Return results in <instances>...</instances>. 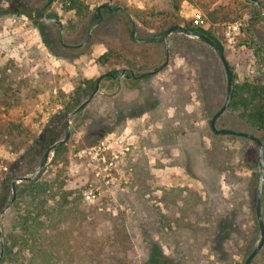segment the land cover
Listing matches in <instances>:
<instances>
[{"label":"rangeland","instance_id":"1","mask_svg":"<svg viewBox=\"0 0 264 264\" xmlns=\"http://www.w3.org/2000/svg\"><path fill=\"white\" fill-rule=\"evenodd\" d=\"M85 1L89 10L79 14L66 10L62 0H0V118L21 121L38 134L50 125L55 143L66 135L67 115L91 97L103 77L90 102L71 117L65 147L57 155L52 151L41 171L39 180L51 182L41 196L55 207L67 190L74 192L69 200L82 196L115 214L122 211L137 246L136 264H244L261 237L257 215L250 213L261 164L255 141L211 128L227 94L219 55L197 38L171 33L167 56L165 41L154 39L166 29L162 16L148 17V26L137 17L149 0ZM105 3L119 10L110 14L104 7L95 18ZM38 8L62 21L64 44L59 24L37 15ZM210 11L212 15L185 0L175 20L213 32L225 47L235 82L264 73V62L256 61L247 43L249 29L264 43V0H219ZM233 23L240 28L228 36ZM107 50L113 54L105 62L100 57ZM166 60L163 69L141 79L106 75L124 67L137 74L156 70ZM198 75L206 78L202 99ZM89 84L93 87L86 90ZM80 86L81 94L67 108ZM221 117L219 128L255 133L264 145V131L247 124L239 111H225ZM114 134L132 142L133 153L117 162L115 178L107 182L96 174L104 163L102 150L94 147ZM111 145L118 148L112 139ZM21 153L0 144V199L10 201L13 179L30 176L41 165L30 154L19 159ZM103 153L111 155L110 150ZM251 181L254 199L248 191ZM23 182L17 185L21 188ZM92 189L97 196L88 200L84 193ZM24 191L26 200L19 202L17 194L1 217L3 241L20 230L32 193ZM18 258L7 259L4 246L0 264H26V257ZM251 264H264V247Z\"/></svg>","mask_w":264,"mask_h":264},{"label":"trees","instance_id":"2","mask_svg":"<svg viewBox=\"0 0 264 264\" xmlns=\"http://www.w3.org/2000/svg\"><path fill=\"white\" fill-rule=\"evenodd\" d=\"M184 1L149 0L148 8L143 14L138 13L137 17L141 18L142 22L148 26V17L158 18L159 15L162 16L161 26L166 29L161 33L162 36L154 38L156 42H159L164 40L163 34L169 27L173 25L181 26V23L175 19L178 17ZM188 1L203 12L212 15L213 13L210 10L219 0ZM62 2L66 10H75L79 14H85L89 10V4L85 0H62ZM105 4L110 5L109 3ZM257 6L260 7L261 5L257 3ZM260 8L263 7L261 6ZM16 12L22 13V11ZM110 14H113V12ZM184 26L207 34L226 55L225 47L210 29L195 24H186ZM41 32L43 33L42 28ZM181 35L189 39L197 38L200 42L208 44L202 38L190 36L186 33H181ZM43 41L49 47L45 36ZM247 43L249 48L253 50L256 61L259 64L263 63L264 43L260 42L250 29ZM85 44L87 42L82 43L77 48ZM112 54V50H107L101 55L100 59L107 62ZM79 55L77 53L73 58H77ZM230 67L233 86L231 101L226 111H239L240 117L247 124L256 130L264 131V73L249 75L243 82L239 83L235 82L236 74L231 64ZM118 71L114 70L112 73L117 74ZM198 73L202 74L200 70H198ZM196 79L197 83L200 84V87L197 88V93L199 98L202 99L205 97L201 91L202 89L205 91L206 78L198 75ZM84 82H89V80H84ZM82 90L81 86L75 90L70 96L71 99L66 105L67 108L77 99ZM219 118L222 117L220 116ZM55 133V129L51 128L50 125L38 134L29 125L21 121L0 118V144L10 146L16 152H22L19 154V159L21 160L26 157V154H30L34 161L36 160L41 164L45 151L54 144L53 137ZM64 147L65 145L56 146L53 149L55 155ZM49 184L51 182L40 181L38 176L32 181L23 182V188L17 185L19 202L20 200H26L25 189L29 188L32 193L29 194L30 198L29 201L27 200V207L21 216L19 232L17 234H9L7 240H4V246L7 249V259H18L19 261L20 258L18 257H21L22 260L26 257V264H136L137 246L128 228L125 214L122 211L115 214L106 207L102 208L98 205H92L84 200L82 196L69 200V196L74 192L67 190L62 192V200L58 202L57 206H51L49 199L41 196L42 193L49 190ZM248 188L250 198L254 199L255 184L253 181L248 183ZM7 199L6 196L0 199V210L9 202ZM261 207L264 208V185ZM250 213L256 214V204L251 205ZM262 214L264 216L263 212ZM254 219H256L255 216ZM10 239H12L11 242ZM14 248H17L16 252ZM24 252L28 253V257L25 256Z\"/></svg>","mask_w":264,"mask_h":264},{"label":"water","instance_id":"3","mask_svg":"<svg viewBox=\"0 0 264 264\" xmlns=\"http://www.w3.org/2000/svg\"><path fill=\"white\" fill-rule=\"evenodd\" d=\"M53 1V0H51ZM104 6H107V10L109 12H115L119 10V7L113 8L112 6L106 5V4H100L97 8V14H95V18H98L99 16H102V8ZM37 15H41L43 14V10L38 8L37 9ZM43 19L46 21H52V22H56L59 24V30H60V34H61V42L64 44L63 41V32H64V26L62 24V21L60 19H58L57 17H48L45 14H43ZM98 27V23H96L90 30L89 32V39L87 40L90 41V39L92 38L93 35V31L95 28ZM173 32H180V33H186L190 36H195V37H199L204 39L211 47L214 48V50L217 52V54L219 55L224 68L226 70V74H227V94H226V100L224 102V104L221 106V108L213 115L212 119H211V128L213 129V131L217 134H230V135H237V136H242V137H246L248 139H251L253 141H255L258 145V150H259V156H260V162H261V173H260V178H259V189H258V194H257V200H256V215H257V220H258V224H259V228H260V233H261V237H260V241L258 243V245L252 250V252L248 255L247 259L245 260L244 264H251L253 259L259 254V252L262 250V248L264 247V218H263V214H262V198H263V185H264V145L263 142L261 140V138L259 136H257L255 133H251V132H247V131H242V130H236L233 128H219L217 126V120L220 117L221 114H223L231 101V94H232V86H233V82H232V72H231V67H230V63L226 57V55L224 54V52L221 50V48L219 47V45L214 42L207 34L200 32V31H196V30H192L190 28H187L185 26H180V25H173L171 27H169L163 34V38H165V46L167 49V54L169 53V42H168V35L173 33ZM164 67V64L161 65L159 68H157L156 70H152L149 72H145V73H141L139 74V78L144 77L145 75H150V74H154L159 72L162 68ZM125 71H130L132 73L133 76H135V73L132 69L130 68H123L120 69L119 72L116 75L113 74H109L110 76L114 77V78H120ZM102 78H99V80L97 81L94 91L91 94V97L89 99H87L86 101H84L76 110H74L73 112L69 113L67 115L66 118V135L63 139L58 140L57 142H55L51 147H49L45 153H44V157L42 160L41 165L34 171V173L30 176H17L13 179L12 181V198L11 200L0 210V220L2 215L13 205V203L15 202L16 198H17V184L19 183V181H32L35 178H37L39 176V174L41 173V171L43 170V168L46 166L50 154L53 151V149L58 146V145H64L68 142L70 136H71V128H70V119L71 117L78 112L80 109H82L84 106H86L91 98L96 94V92L100 89V81ZM90 86V85H89ZM88 86V87H89ZM0 259L2 258V256L4 255V241H3V233H2V227H1V223H0Z\"/></svg>","mask_w":264,"mask_h":264},{"label":"built area","instance_id":"4","mask_svg":"<svg viewBox=\"0 0 264 264\" xmlns=\"http://www.w3.org/2000/svg\"><path fill=\"white\" fill-rule=\"evenodd\" d=\"M240 28L239 23H233L229 26L228 36H231L233 33L238 31ZM111 139L117 144L118 148H112ZM102 150L100 159L103 161L104 166L100 170L96 171V174L103 179H106L107 182L112 181L115 177L112 174L113 169L117 168V162L120 159H123L127 154L133 153L132 142L126 139L125 136H117L114 134L111 138H108L106 141H102L100 145L95 146L94 149ZM104 150H110V156L103 153ZM103 153V154H102ZM86 199L94 200L97 196L96 192L92 189L84 193Z\"/></svg>","mask_w":264,"mask_h":264},{"label":"flooded vegetation","instance_id":"5","mask_svg":"<svg viewBox=\"0 0 264 264\" xmlns=\"http://www.w3.org/2000/svg\"><path fill=\"white\" fill-rule=\"evenodd\" d=\"M110 6V5H109ZM106 9H107V6H104ZM103 7V8H104ZM43 10V14H45V9H42ZM43 14H41V16H43ZM164 40H165V38H164ZM151 41H154V39H152ZM166 52H167V49H166ZM169 55V53L167 54V56ZM167 62H168V60H166L163 64H164V66L167 64ZM162 64V65H163ZM161 66V65H160ZM159 66V67H160ZM158 67V68H159ZM124 68H130V69H132L133 71H134V73H135V76H133L132 75V73L130 72V71H125V73L122 75V76H126V77H131V78H134V79H141V78H139L138 76H139V74H141V73H139V74H137L136 72H135V70L133 69V68H131V67H124ZM123 69V68H122ZM163 69V68H162ZM149 71H152V70H149ZM149 71H145V72H149ZM119 72V71H118ZM145 72H142V73H145ZM109 74H113V73H108V74H106V75H108V76H110ZM155 74V73H154ZM113 75H116V74H113ZM150 75H152V74H150ZM121 76V77H122ZM145 76H147V75H145ZM144 76V77H145ZM111 78H114V77H112V76H110ZM99 78H102L103 79V77L101 76V77H99ZM99 78L97 79V81L99 80ZM143 78V77H142ZM101 79V80H102ZM114 79H117V78H114ZM97 81H96V83H97ZM101 82V81H100ZM96 83H95V85H96ZM90 85V86H89ZM88 86H87V88H86V90H89V89H91L92 87H93V85L92 84H89ZM95 85H94V88H95ZM94 88H93V91H94ZM93 93V92H92ZM221 116V115H220ZM219 119V118H218Z\"/></svg>","mask_w":264,"mask_h":264},{"label":"crops","instance_id":"6","mask_svg":"<svg viewBox=\"0 0 264 264\" xmlns=\"http://www.w3.org/2000/svg\"><path fill=\"white\" fill-rule=\"evenodd\" d=\"M109 12V11H108ZM116 12V11H115ZM109 13H111V12H109ZM114 13V12H113Z\"/></svg>","mask_w":264,"mask_h":264}]
</instances>
